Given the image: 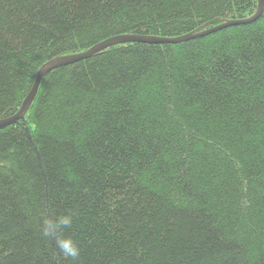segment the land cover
Listing matches in <instances>:
<instances>
[{
  "label": "trees",
  "instance_id": "obj_1",
  "mask_svg": "<svg viewBox=\"0 0 264 264\" xmlns=\"http://www.w3.org/2000/svg\"><path fill=\"white\" fill-rule=\"evenodd\" d=\"M257 2L0 0V118L55 57L245 19ZM65 214L75 261L42 233ZM0 264H264V7L47 72L0 130Z\"/></svg>",
  "mask_w": 264,
  "mask_h": 264
},
{
  "label": "water",
  "instance_id": "obj_2",
  "mask_svg": "<svg viewBox=\"0 0 264 264\" xmlns=\"http://www.w3.org/2000/svg\"><path fill=\"white\" fill-rule=\"evenodd\" d=\"M264 7V0H258L257 2V9L256 12L251 15L250 17H247L245 19H236V20H227L221 24L218 25H213L211 27H208L206 29L203 30H199L197 32H191V33H187L185 35H181L178 37H172V38H163V37H149V36H142V35H117L114 37H110L107 38L95 45H93L92 47H90L89 49L80 52V53H76V54H71V55H63V56H59V57H55L47 62H45L37 71L35 78L33 80V83L31 85L30 90L28 91L26 97L24 98L21 106L19 107V109L17 110V112H15L13 115L10 116H6L3 118H0V130L15 124L17 122H19L21 119H23V115L25 113V111L28 109L29 105L31 104V102L33 101L40 81L42 79V77L49 71H51L52 69L61 67V66H65L68 64H72L74 62L86 59L88 57H90L91 55H93L96 52L102 51L105 48H108L110 46L116 45V44H122V43H130V42H147V43H178L187 39H191V38H196L199 36H204L207 34H210L212 32H215L219 29L231 26V25H237V24H245V23H249L252 21H255L262 13ZM26 132L30 138L29 135V131L26 128Z\"/></svg>",
  "mask_w": 264,
  "mask_h": 264
},
{
  "label": "clouds",
  "instance_id": "obj_3",
  "mask_svg": "<svg viewBox=\"0 0 264 264\" xmlns=\"http://www.w3.org/2000/svg\"><path fill=\"white\" fill-rule=\"evenodd\" d=\"M72 222L71 214L48 218L42 225V233L54 241L58 256L75 261L80 256V249L72 238L63 235V230L70 228Z\"/></svg>",
  "mask_w": 264,
  "mask_h": 264
}]
</instances>
